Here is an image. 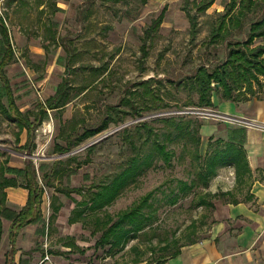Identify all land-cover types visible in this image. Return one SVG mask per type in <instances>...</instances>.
<instances>
[{
	"label": "rangeland",
	"instance_id": "obj_1",
	"mask_svg": "<svg viewBox=\"0 0 264 264\" xmlns=\"http://www.w3.org/2000/svg\"><path fill=\"white\" fill-rule=\"evenodd\" d=\"M199 1L14 0L5 5V0H0V16L5 20L12 50L4 75L14 107L32 122L40 117V104L66 82L65 97L58 107L46 110L39 123H34L30 139L26 130L17 137L16 124L0 111L1 166L22 172L27 161L32 160L37 183L41 185L42 173L48 174L55 162V172L48 178L52 187H43V208L36 220L32 250L42 253L39 263L44 261L45 253L48 255L45 225L49 203L53 200L65 206V211L73 205L55 188L84 191L92 185L110 182L123 169L143 162L148 165L137 170L133 183L122 190L106 211L115 215L151 193L149 206L142 209L147 219L142 222V231L109 258L108 264H134L133 259L139 254L142 260H154L165 242L171 248L186 245L190 240L198 242L215 227H222L231 235L241 233L244 225L232 221L231 207L227 205L230 198L207 197L212 207L206 208L197 205V197L231 191L233 197L241 200L252 178L260 179L264 186V175L252 174V178L238 185L233 169L221 167L205 186L196 181L198 164H204L203 156L214 147H209L208 142H226L232 136L238 141L243 131L231 133L229 128L238 123L217 117L214 106L199 107L198 95L189 89L187 79L201 66L211 69L220 65L227 56L228 43L245 40L250 24L264 17V0H255L240 27L230 26L226 37L215 42L210 39L212 31L226 20L230 0H213L202 12L195 7ZM163 6L166 10L162 23L146 41V55L142 57L143 32ZM186 10L196 18L194 36L190 35ZM237 10L236 6L231 14ZM258 44H264V40L256 39L254 45ZM5 47L0 34V58ZM255 90L262 98L263 88L255 86ZM212 99L220 113L232 114L225 108H237L215 95ZM0 102L7 107L1 82ZM103 120H107L106 129L79 141L86 130L98 128ZM241 121L248 124L239 123L240 126L263 130L251 121ZM188 134L193 135L192 140ZM155 140L171 153L169 163L154 148ZM67 146L71 149L61 153L59 148ZM15 179L20 186L25 183L23 172ZM193 181L195 184L190 186ZM184 184L190 187L185 188ZM71 196L76 201L87 199L83 192ZM237 219L248 222L242 215ZM8 221L1 218V228ZM30 235L25 231L23 239ZM256 240L244 250L258 249L260 239ZM106 249H98L100 264H104ZM8 250L9 243L4 238L0 264Z\"/></svg>",
	"mask_w": 264,
	"mask_h": 264
},
{
	"label": "trees",
	"instance_id": "obj_2",
	"mask_svg": "<svg viewBox=\"0 0 264 264\" xmlns=\"http://www.w3.org/2000/svg\"><path fill=\"white\" fill-rule=\"evenodd\" d=\"M118 2L121 0H110ZM145 2L146 0H141ZM213 0H200L195 4L197 11L206 10L212 3ZM255 0H230L228 8L224 16L226 20H222L219 26L212 31L211 42H215L218 38L224 39L229 33V27H240L241 19L244 18L245 13L250 10ZM237 6L236 14H231ZM165 6L161 9L159 14L151 21L149 26L143 32L141 54L142 57L146 55V41L149 40L159 29L164 13ZM186 16L190 24V35L194 36L196 33V18L186 10ZM5 26L3 20L0 18V31L3 40L6 44L2 57L0 58V82L4 89V93L7 98L8 109L4 108L0 103V111L4 116L10 120L15 121L18 128L17 137L26 130L28 138L31 137V128L34 123H39L43 116L46 114V110L54 109L58 107L60 102L66 95L65 92V80L57 87L53 96L45 100L44 103L39 106L40 117L34 119L32 122L29 121L28 116L20 113L14 107L13 98L9 90L8 82L3 74L4 67L10 63L12 58V50L10 44L7 43L5 37ZM256 39L264 40V17L259 21H255L250 24L247 36L244 41H236L228 43L227 56L225 60L220 64L211 69L206 67H199L195 72L189 76L188 85L189 89L194 91L198 95L197 105L199 107L211 108L213 106L211 96L215 95L220 100L230 102H243L247 101L251 97H254L257 92L255 86L263 88L260 79L264 80V44L254 45ZM187 81L185 82V85ZM139 115V114H138ZM200 125H198L199 127ZM107 127V120H103L102 124L92 130H86L79 139L82 141L85 138L94 136L99 132L103 131ZM181 134V133H180ZM188 137L192 140L193 135L188 134ZM196 143L199 141V137L196 139ZM218 144H222L220 147ZM26 145V144H25ZM214 147L205 153L203 156L204 164H198V172L196 173V181L201 182L204 186L207 184L208 179L216 174L217 168L221 167H233L234 178L238 184H243L249 179V167L246 160L245 152L242 148V140L235 142L233 140L223 142L221 139H216L213 142L209 141L208 146ZM154 148L162 156L165 162L169 163L171 153L166 151L165 146L155 140L153 142ZM70 147L59 148L61 153L69 151ZM196 158L199 160L197 148L195 147ZM91 150L89 148L87 151ZM88 160H84L87 163ZM123 169L120 173L115 175L110 182H103L99 185H92L83 191L81 188H55V192L70 197L71 193L81 194L82 192L87 196V199L79 202L78 205H84V209L76 211V214L68 219L69 223H73L77 218L82 217L83 219L88 216L92 218L93 233L100 232L98 240L95 245L104 248L107 247L106 255H115L121 251L127 242L136 237V234L143 229V220L147 219L142 209L149 206V199L151 193H147L140 198L138 202L132 206L110 215L104 208L109 206L125 189L127 186L133 183L137 170H139L144 162L141 164H133ZM0 165V237H1V218H5L10 221L8 239L12 249L10 253L14 252L13 243L17 231L22 226L29 224L38 218L40 213V204L42 202L43 187H52L48 182V178L51 173L55 172V162L51 166V170L48 174L42 173V184L39 185L36 180V173L32 160H28L23 169L25 177V183L21 186L17 183L15 177L17 174L22 173L19 169L14 168H2ZM5 172L14 174L15 177H6ZM193 181L190 186L194 185ZM189 186V187H190ZM7 187H22L28 191V197L25 206L18 212L5 207V193L4 189ZM183 187H188L184 184ZM188 187V188H189ZM227 192L217 193H204L198 195L197 205L211 208L212 203L207 200V197L223 199L228 196ZM176 198L172 199L173 204ZM51 207V202H50ZM85 211L87 214L83 215ZM52 216H50L51 218ZM191 228L195 229V224L191 223ZM195 240H190L188 244L195 243ZM186 244V245H188ZM185 245H178L174 248L169 246L168 242H165L160 248V255L154 260H145L146 264H161L179 254L180 248ZM172 249L170 252L169 249ZM153 250V249H152ZM142 261L140 254L133 259V263L136 264Z\"/></svg>",
	"mask_w": 264,
	"mask_h": 264
},
{
	"label": "crops",
	"instance_id": "obj_3",
	"mask_svg": "<svg viewBox=\"0 0 264 264\" xmlns=\"http://www.w3.org/2000/svg\"><path fill=\"white\" fill-rule=\"evenodd\" d=\"M12 1L14 0H5V5H9ZM0 18L3 20L6 29L5 37L9 44L5 20L2 16ZM260 94L258 92L247 101L232 102L237 106L235 111H232L230 107H227L228 110H226L224 107L225 111L232 112V114L220 113V109L213 99L212 103L220 114L249 120L264 126V93L262 98L258 96ZM222 102L227 103L230 101ZM3 107L8 109V103L7 107ZM12 122L15 123V121ZM229 129H231V133L243 131L240 140L237 141L232 136V139L228 141L233 140L238 143L242 140V148L250 170L249 178H252V174L259 173L264 175V129L243 127L240 124H234ZM231 168L233 169V167ZM246 187L247 192L241 200L233 197L231 191H224L229 193L226 197L230 198L227 205L231 207V213L233 214L232 221L235 220L244 225L239 235H231L225 232L224 228L215 227L209 232L207 238L181 247L177 256L161 264H264V186L261 184L260 179L255 180L252 178ZM4 193L6 208L18 213L25 206L28 197L26 189L22 187H7L4 189ZM67 198L71 200L73 205L66 211L65 206H61L59 203L55 204L53 200L51 201V207L49 203L50 214L45 225V235L47 237L45 244L48 247L47 253L49 259L39 263L42 259V253L32 250L35 248L34 241L36 236L34 234L38 227L37 218L33 222L19 228L13 243L14 252L11 254L12 245H10L8 239L10 221H8V224L4 225V228H1L0 246L4 238L9 243V250L3 260V264H100L97 256L100 247L95 245L100 232L93 233L91 216H86L84 219L79 217L73 223L68 222V219L72 216L76 217V211L84 209L85 206L78 205L80 201L72 198L71 194ZM41 204L39 207L40 211L43 208ZM252 204L256 206L255 209H258L257 211L252 209L254 208L251 206ZM107 207L109 206H106L104 209L106 210ZM87 213L88 211H85L83 215ZM239 215H242L243 219H246L248 222L238 220L237 216ZM50 216L52 217L50 218ZM5 228H7V232L4 231ZM25 231L31 235L23 239ZM96 235L98 236L96 237ZM95 237L96 239H94ZM257 238L260 239L259 243H257L258 249L255 248L251 251L244 250L248 244L255 242ZM104 256L105 259L102 262L108 264L109 258L114 255L109 256L104 253ZM23 259L27 260L24 261ZM136 264H146V261L142 260Z\"/></svg>",
	"mask_w": 264,
	"mask_h": 264
},
{
	"label": "built area",
	"instance_id": "obj_4",
	"mask_svg": "<svg viewBox=\"0 0 264 264\" xmlns=\"http://www.w3.org/2000/svg\"><path fill=\"white\" fill-rule=\"evenodd\" d=\"M217 117H222V118H226V119H232L233 120V122H237L238 124L239 123H244V124H248V123H246V122H244V121H241V118H236V117H233V116H229V115H224V114H220V113H218V112H216V114H215ZM243 120H245V119H243ZM249 121V120H248ZM254 123V122H253ZM256 124V123H255ZM255 126V125H254ZM256 126L258 127V128H262V129H264V126H261V125H258V124H256ZM49 259V257H48V255L47 254H45L44 255V260H48Z\"/></svg>",
	"mask_w": 264,
	"mask_h": 264
}]
</instances>
